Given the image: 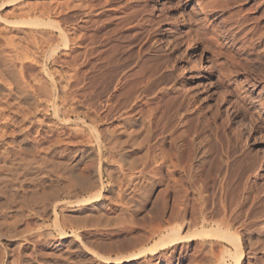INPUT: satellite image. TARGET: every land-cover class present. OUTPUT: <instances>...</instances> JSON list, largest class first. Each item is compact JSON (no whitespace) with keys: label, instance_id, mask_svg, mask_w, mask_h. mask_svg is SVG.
<instances>
[{"label":"rangeland","instance_id":"1","mask_svg":"<svg viewBox=\"0 0 264 264\" xmlns=\"http://www.w3.org/2000/svg\"><path fill=\"white\" fill-rule=\"evenodd\" d=\"M257 1L262 0L241 2L234 6V10L224 8L225 0H17L6 8H0V18L3 19H0L2 50L0 70H6L7 75H4V79L15 84L22 80L20 73H25L23 75L27 82L33 86H37L39 82L47 91L43 90V93L45 92L43 94L41 90L40 109L35 106L34 101L29 105L22 104L33 124H21L22 114H19V102L15 100L12 104L15 106L7 115L5 114V120L11 119L12 121H9L12 123L16 121L15 123L20 125L10 128L0 126V136L2 134L0 148L3 140L7 143L6 147L0 149V153L4 152L5 148L10 152L7 159L0 157V217L5 211L8 221L17 219L19 222L13 229L11 228L9 237L0 240V244L7 247L9 252L7 258H4L5 264L10 261L13 263V260H18L14 264H105L104 256L116 257L139 253L155 245L159 237L167 234L166 229L172 227L167 220L174 202L176 203L175 199L177 203L181 202V207L178 204V208L182 209V203L188 199L187 202L193 204L198 192L205 191L203 188L207 187L205 194L212 200L209 203L212 204L209 210L215 209L214 211L218 212L217 222L229 221L228 223L241 237L242 264H264V47L260 46L258 40L260 33L264 32V16L256 4ZM241 11L242 16L251 17L248 28L250 30L253 28L254 34L257 32V35L245 37V33H250L246 29L233 40L228 36L227 30L235 29L236 26H231V18L234 13L241 15ZM21 12L23 14L29 12L32 16L30 18L34 17V12L37 14L41 12L42 15L44 13V18H51L55 24L61 23L60 15L63 14L64 17L68 15L70 19L65 21V27L70 32L71 39L75 41L71 47L75 50H66L57 29L50 26L40 29L18 26L19 28H12L11 33L12 25L5 22L7 19L15 21ZM235 18L239 17L235 16L234 20L232 18V22L236 20ZM32 31H37L34 36ZM38 32L40 34H37ZM6 34L11 38L15 37L17 41L15 40L12 45L8 43L10 46L6 45L8 41ZM242 35L245 40H242ZM52 47L60 48L56 50V55L50 56L52 57L50 59L49 52L51 49L55 50ZM94 47L99 49L96 48L94 54L98 65L93 71L94 73L99 71L98 76L95 74L96 78L101 76V70H104L102 66L110 59L116 58L127 64L122 74H127L130 83L126 85L124 92L132 91L134 86L136 87L135 96L143 99V104L147 105L143 107V115L146 113L144 118L147 119L149 113L150 119L155 122H153L155 128L157 126L159 128L156 130L153 128L152 135L147 137L144 143H141L144 137L141 136L137 140L141 144L136 143L138 146L126 147V143L123 145L126 147L125 151L118 147L116 150L119 151H113L110 147L115 145L110 146L108 143L112 141L113 134L109 132L117 131L123 123L114 119L104 121L103 124H99V131L104 139L108 138L106 144L112 152L108 151L107 147L103 148V156L99 148L91 144L90 133L91 116L94 111L89 97L92 91L90 88L93 71L92 65H88V62L92 60L90 56ZM27 52L33 55L32 57H37L41 64L38 62V66L36 64L33 69L34 65L31 67L26 65L33 63L26 60V66L23 68L21 63L24 62L20 63L17 57L24 56ZM58 58L60 62L56 63ZM80 68L83 80L80 77L79 84L76 83L74 87L72 82L75 79L70 80L71 85L66 88L68 91L72 86L74 89L71 88L70 92L82 89L74 95L77 104L71 108V104L67 105L65 99L71 96L66 97L64 95L66 91H62L68 80L62 76L71 78ZM46 70L54 75L58 83L56 90H52V80L47 77ZM19 77L21 80L18 81ZM117 83V81L113 83L106 97L99 98L98 111L105 108L109 97L115 92ZM1 93L6 95L4 90ZM136 112H132L131 117L135 119L143 117L135 116ZM3 119L4 117L0 118V125L2 121L5 122ZM42 121L44 125H41ZM139 129L141 125L134 128L138 132L141 131ZM188 135L191 136L188 141L198 138L197 143L202 142L200 153L203 155L200 154V157L204 156L203 161L207 164L204 162L205 166L202 168V160L191 161L190 164H183L187 171L182 169L180 174L179 167L183 168L182 159L184 163L186 160L188 162V159L182 158V152L189 145H186ZM121 139L122 142L128 140L127 136H122ZM149 143H157L151 153L152 156L157 154L154 155L156 159L158 156L165 158L161 160L162 162L158 158V162L162 164H157L162 167L156 166L157 161L153 160L152 156L149 160L151 153L146 151ZM68 147L70 149L66 150ZM33 148H36L37 153ZM135 149L136 153L133 155L131 151ZM32 150L34 152H31ZM147 152L149 155H146ZM120 154L125 156L122 162L119 161ZM173 162L176 163V167L173 166ZM90 164L93 165L86 168ZM158 167L166 168L160 170ZM84 168L90 172L86 170L87 174L81 175ZM201 170L203 172L199 173ZM183 172H190L193 177L190 178L188 176L190 174ZM182 176L184 178H180ZM83 181L87 184L82 183ZM70 182L73 184L70 186L73 188L69 189L72 194L67 197V194L63 195V192L67 191L61 189L69 187ZM204 182H208L209 186ZM190 183H194L193 186ZM80 188L81 191L78 190ZM172 189H175L172 191L175 194L171 192ZM57 190L62 193L60 208L57 211L58 221L55 218L57 213L53 212L51 206L46 213L39 212L41 209H38L40 207L37 205L31 206L35 208V212L30 211L31 208L27 206L20 210L19 207L25 197L29 196L27 201L25 199L28 202L33 197L35 200L36 194L40 196L44 192L57 193ZM99 191L101 202L95 199L86 203L87 206L78 204L79 201L91 198ZM8 192L27 194L24 198L22 196V199L19 194L16 196L14 193L13 197ZM118 193L125 195L124 202L131 197H137L135 200L138 202H141L142 198L146 200L142 205L143 209L133 216L136 223L134 228L137 230L135 232L121 234L122 228L127 227L126 221L130 220V216L123 217L125 214L122 215L121 208L125 206ZM184 197L186 200L183 201ZM4 202L12 205L7 206ZM37 212L41 213L40 216L34 215ZM123 218H127L126 221ZM1 222L3 220L0 218ZM58 224L71 236H61ZM197 248L199 249L195 245L192 247L194 256L191 264H202ZM207 249L211 250L209 252L211 258L209 255L205 256L210 260L215 261L221 255L219 246L212 249L206 247V252ZM188 252V249L181 245L176 250L164 251L155 257L144 254L131 264H190ZM0 253L2 256V250Z\"/></svg>","mask_w":264,"mask_h":264},{"label":"bare ground","instance_id":"2","mask_svg":"<svg viewBox=\"0 0 264 264\" xmlns=\"http://www.w3.org/2000/svg\"><path fill=\"white\" fill-rule=\"evenodd\" d=\"M15 1L17 2V0H0V8L2 9V7H4V8H6L7 7V5H10L12 2H14L15 3ZM226 1V6L224 7L225 9H230V10H234L235 9V7L234 6H236L237 4H239V3H241V2H246L247 0H225ZM250 1H252V0H250ZM110 3V2H109ZM215 3V2H214ZM212 4V3H211ZM222 4V3H221ZM256 4L258 5V7H259V9L262 11V16H264V0H262V1H257L256 2ZM95 5V4H94ZM73 6V5H72ZM101 6V5H100ZM9 7V6H8ZM90 7V6H89ZM103 7V6H102ZM91 8V7H90ZM212 9V8H211ZM241 9V8H240ZM1 11V10H0ZM16 11H18V10H16ZM252 11V10H251ZM71 12H74V11H71ZM240 12V11H239ZM31 13V12H30ZM33 13V12H32ZM48 13V15H49V12H47ZM46 13V14H47ZM237 13H238V11H237ZM236 13V14H237ZM243 11H241V15L240 14H238V15H236L235 13V15L233 16L232 15V18H233V20H234V17L235 16H238L239 18L238 19H236L234 22H232L233 20H232V18H231V22L230 23H232V27H234V26H236L235 27V29H231V30H227V31H229V33H228V36L229 37H232L233 38V40H235L236 38H238L237 36L239 35L240 36V34H242V33H244L245 32V30L246 29H248V32H250V33H248V34H246L245 33V37H247L248 38V36L249 35H252V37H253V35L255 36V35H257V32H256V34H254V29L253 28H251V30L248 28V23H250V21L252 20H250V18L251 17H249V16H242L243 14ZM34 14V15H33ZM32 15L34 16L33 18H30V17H32L31 16V14H29V12L27 13H25V14H23L22 12H21V14L19 13V15H18V17H16V20L15 21H10V19H7L6 21L7 22H5L6 24L8 23L10 26L12 25V27L10 28V32L12 33L13 32V29L12 28H17L18 26H24V27H34V28H41V27H46V26H50L51 28H55V30L57 29V31H58V33H59V37H60V39H61V42H62V45H63V47L66 49V50H69V51H74L71 47H72V44L75 42L74 40H72L71 39V35H70V32L68 31V29L65 27V21H67V19H70V17L67 15V16H63V14L62 15H60V17L62 18L61 19V23H57V24H55L52 20H51V18H47V19H45L44 17L45 16H43V15H45L44 13H43V15H42V13L41 12H38V14H37V12L35 13H33ZM40 14V15H39ZM14 16V15H13ZM53 16V15H52ZM56 16V15H55ZM126 18V17H125ZM229 18V17H228ZM1 19V18H0ZM65 19V20H64ZM89 19L91 20L92 19V17H89ZM1 20H3V19H1ZM64 20V21H63ZM90 20H87V21H90ZM93 20V19H92ZM233 23H234V25H233ZM87 24H89V22H87ZM9 27V26H8ZM252 27V26H251ZM19 28V27H18ZM22 28V27H21ZM256 28V27H255ZM264 28V27H263ZM22 29H24V28H22ZM26 29V28H25ZM7 30V29H6ZM35 30V29H34ZM42 30V29H41ZM81 30V29H80ZM250 30V31H249ZM261 31L263 30V29H260ZM260 30H257V31H260ZM17 31V30H16ZM21 31V30H20ZM19 31V32H20ZM38 31V30H37ZM37 31H32L31 33H32V35L34 36V34L37 32ZM40 31V30H39ZM226 31V30H225ZM256 31V30H255ZM9 32V31H8ZM7 32V33H8ZM23 32H24V30H23ZM26 32V31H25ZM43 32V31H42ZM258 33H260V32H258ZM28 34V33H27ZM37 34H40V32H38ZM43 34H45V33H43ZM48 34V33H47ZM110 34V33H109ZM9 35H10V33H9ZM9 35H5V36H8L7 37V39L6 40H8L7 41V44L6 45H12V44H14V42H15V37H10ZM29 35V34H28ZM31 35V34H30ZM136 35V34H135ZM4 36V35H3ZM2 35H1V37H3ZM111 36V35H110ZM252 37H251V39H252ZM58 38V37H57ZM242 38H243V35H242ZM241 38V39H242ZM37 39V38H36ZM35 39V40H36ZM54 39V38H53ZM240 39V40H241ZM0 40H1V38H0ZM2 40H3V38H2ZM55 40V39H54ZM78 40V39H77ZM232 40V41H233ZM242 40H245L244 38L242 39ZM248 40V39H247ZM258 40H259V44H260V46L263 48L264 47V32H261L260 33V35H259V37H258ZM17 41V40H16ZM20 41V40H19ZM18 41V42H19ZM24 41V40H23ZM50 41V40H49ZM48 41V42H49ZM250 41V40H249ZM6 42V41H5ZM140 42V41H139ZM247 43H250V42H248V41H246ZM9 43V44H8ZM246 43V44H247ZM20 44V43H19ZM37 44V43H36ZM77 44H79L78 42H77ZM9 45V46H10ZM38 45V44H37ZM48 45V44H47ZM250 45V44H249ZM14 46V45H13ZM16 47V46H15ZM131 47V46H130ZM17 48V47H16ZM52 48H54V47H52ZM60 47H58V49H59ZM97 48V47H96ZM95 47H94V49H92V51H91V56H90V58L92 59V60H89V62H88V65H92L91 66V68H92V71L93 70H95L96 68H97V65L98 64H96V62L97 61H95L96 60V58H95V56H94V54H95V49H96ZM40 49V48H39ZM38 49V50H39ZM55 50H53L52 51V49H51V51L49 52V56L48 57H50L51 55H56L57 54V51L56 50H58L57 48H54ZM98 49V48H97ZM117 49V48H116ZM121 49V48H120ZM252 49V48H251ZM19 50V49H18ZM99 50V49H98ZM0 51H2L1 50V48H0ZM4 51H5V49H4ZM3 51V52H4ZM13 51V50H12ZM11 50H10V52H12ZM25 51H27V50H25ZM43 51V50H42ZM106 51V50H105ZM17 51H15V53H16ZM122 52H124V51H122ZM12 53H14V51L12 52ZM26 53V52H25ZM121 53V52H120ZM11 54V53H10ZM34 54V53H33ZM45 54V53H44ZM124 54V53H123ZM121 55V54H120ZM12 56V55H11ZM17 56V55H16ZM33 55H31V54H29L28 52H27V54H25L24 56H18L17 57V59H19L20 60V63L21 62H24L23 64L21 63V66L24 68V66H33V69H34V67L36 66V64H37V66H38V62H39V60L37 61V57L35 58V57H32ZM35 56V55H34ZM97 56V55H96ZM122 56V55H121ZM46 57V56H45ZM54 57V56H53ZM52 57H50V59H51ZM55 58V57H54ZM78 58V57H77ZM7 59V58H6ZM5 59V60H6ZM48 59V58H47ZM4 60V61H5ZM31 61V62H28V63H33V64H31V65H28L26 62L27 61ZM56 60V59H55ZM82 60V59H81ZM6 61H8V59L6 60ZM26 61V62H25ZM48 61V60H47ZM76 61V60H75ZM78 61V60H77ZM9 62V61H8ZM53 62H54V60H53ZM56 63H59L60 62V58H58V60H56L55 61ZM55 62H54V64H55ZM25 63H26V65H25ZM64 63V62H63ZM155 63V62H154ZM5 64V63H4ZM39 64H41L40 62H39ZM105 64H106V62H105ZM6 65V64H5ZM127 65V64H126ZM126 65L122 62L121 63V61L119 60V59H116V58H113V59H110L109 61H108V63L106 64V65H104V66H102L103 68H104V70L102 71L101 70V76L99 77V78H96L97 76H98V74H97V72H99V71H97L96 73H94V71H93V73L91 74L92 75V77H91V88H90V90H92L91 91V93H90V100H91V108L93 109L94 108V111H93V117L91 116V131H90V133H91V144L93 145V144H95V146H97L98 148H99V151L102 153L101 155L103 156V152H102V149L103 148H106L107 147V141H108V138L106 139H104V137H102V134L100 133L101 131H99V124H103V122L104 121H108V120H115V121H118V122H121V123H123L122 124V126L120 127V129H117V131H115V132H113V131H111V132H113V133H111V132H109L110 134H113V137H112V141L111 142H108L109 144H110V146H112V145H115V147H110L113 151H115L116 150V147H118V148H121L122 150H124L125 151V148L127 147V145H130V146H132V147H135V146H138L137 144L139 143V144H141V143H144V140L147 138V137H149L150 135H152V131H154L153 130V128H155V126H154V121H153V119H150L151 118V115L149 116V113H147V119L146 118H144L146 115V113L143 115V113H144V106H146L147 107V105H144L143 104V99L142 100H140L139 99V97H136L135 95H136V93H135V86H134V89H132V91H126V92H124V90L126 89L125 87H127L128 85L127 84H129L130 82L128 81L129 80V78H128V76H127V74L125 73V74H122V73H124V71H125V68H126ZM40 66H42V65H40ZM168 66V65H167ZM43 67H46V66H44L43 65ZM68 67V66H67ZM102 67H100V68H102ZM129 67V66H128ZM4 68H6V67H4ZM102 68V69H103ZM146 68H149V67H146ZM145 68V69H146ZM44 69V68H43ZM47 69V68H46ZM155 69V68H154ZM18 70V69H17ZM152 69H150V71H151ZM167 70V69H166ZM21 71V70H20ZM49 71V70H48ZM77 71H79V72H76V75L74 74V76L73 77H71L70 78V76H69V78H66L65 76H62V77H64L63 79H67L68 80V82L67 81H65V82H67V83H65L66 85L64 86V87H62V91H66L65 93H64V95L67 97V95H70L71 96V98H69V99H71L70 101H69V99L68 98H65L66 99V101L68 102V104L67 105H69V104H71L70 105V107L72 106V105H75V104H77L75 101V99H76V97L74 96L76 93H78V91H82V89H80V90H78V91H72V92H70L69 90L72 88V86L70 87V89H68V91L66 90V88H67V86H68V88H69V85H71L70 83V80H73V79H75L74 80V82H72V84H73V87H74V85L77 83V85L79 84V81H80V77H81V79L83 80V78H82V76H83V74H81V68L79 69V70H77ZM156 71V70H155ZM157 71H158V69H157ZM50 72V71H49ZM49 72H47V70H46V72L45 73H47L46 75H47V77H49L51 80H52V84H51V86H52V90H56V88H57V84L58 83H56V80H55V77H54V75L53 74H51V72L49 73ZM11 73H13V72H11ZM16 73V72H15ZM55 73V72H54ZM58 73V72H57ZM147 74H148V72H146ZM23 74H25V73H20V76H21V79H20V77H19V79H18V81L19 80H21L20 82H17V83H15V84H11V83H8L5 79H4V75H7L6 74V70L5 69H1L0 70V118L2 119L3 117H4V119L3 120H5V116L7 115V112H9V111H11V110H13V108H14V106L12 105L13 104V101H15L16 100V102H17V100H18V104H19V106H18V108H19V114L21 115L22 114V120H21V124L22 125H26V123L28 124V123H30V124H33L32 122H31V119H29L28 117H27V115H26V113H25V109H23L24 108V106L22 105V104H24V105H26V104H28L29 105V103H31L32 101H34L35 102V106H37L38 107V109H40L39 108V106H41L40 104H42V103H40L41 102V97H42V93H43V90H45L46 91V89H44V88H46L45 86H43V85H41L39 82H38V87L37 86H33V85H31L29 82H27L26 81V78L24 77V75ZM80 74H81V76H80ZM95 74L97 75V76H95ZM60 75V74H59ZM156 75V74H155ZM26 76V75H25ZM85 76V75H84ZM130 76V75H129ZM132 76V75H131ZM130 76V77H131ZM146 76V75H145ZM16 77V76H15ZM61 77V76H60ZM61 77V78H62ZM11 79V78H10ZM36 79V78H35ZM98 79H100V80H98ZM62 80V79H61ZM81 80V81H82ZM131 80V79H130ZM50 81V80H49ZM115 81H117L118 83H117V85H116V88H115V92H113V94L109 97V99H108V101H107V105L105 106V108L104 109H102V111L100 112V111H98L99 109H98V107H97V102H98V100H99V98L101 99L102 97H106L107 96V94L109 93V91H110V88H111V86L113 85V83L115 82ZM152 81V80H151ZM64 83V82H63ZM141 83V82H140ZM42 84H43V82H42ZM44 84H45V82H44ZM61 84V83H60ZM127 85V86H126ZM46 86H47V84H46ZM60 86H62V84L60 85ZM99 86V87H98ZM43 89H42V88ZM76 87V86H75ZM84 87V86H83ZM87 87V86H86ZM133 88V87H132ZM74 88H72V90H73ZM148 89V88H147ZM2 90H4L5 91V94L6 95H3L1 92H2ZM41 90H42V93H41ZM47 92V91H46ZM145 92V91H144ZM45 93V92H44ZM43 93V94H44ZM142 94V93H141ZM145 94V93H144ZM46 95H49V94H46ZM77 96V95H76ZM46 97V96H45ZM60 97V96H59ZM47 98V100H48V97H46ZM61 98V97H60ZM145 99V98H144ZM44 101V100H43ZM62 101V100H61ZM65 101V102H66ZM12 102V103H11ZM64 102V101H63ZM114 102L116 103L115 105H114ZM33 104V103H32ZM146 104V103H145ZM149 104V103H148ZM17 105V104H16ZM65 105H66V103H65ZM66 105V106H67ZM21 106H23V107H21ZM149 106V105H148ZM69 107V106H68ZM36 108V107H35ZM72 108V107H71ZM65 109V108H64ZM67 109V108H66ZM65 109V110H66ZM75 109H76V107L75 108H73V110H72V113L75 111ZM149 109V108H148ZM154 109V108H153ZM37 110V109H36ZM58 110V109H57ZM91 110V109H90ZM138 110V111H137ZM150 110V109H149ZM17 111V110H16ZM38 111V110H37ZM36 111V112H37ZM68 111V110H67ZM137 111V112H136ZM146 111V110H145ZM154 111V110H153ZM153 111H151L152 113H153ZM39 112V111H38ZM57 112V111H56ZM59 112V111H58ZM121 112H123L121 115H119ZM132 112H136L135 114V116H138V115H143V117L142 118H144V120L142 119V118H137V119H135V117H131V113ZM150 112V111H149ZM188 112V111H187ZM70 113V112H69ZM71 113V114H72ZM177 113V112H176ZM6 114V115H5ZM58 114V113H57ZM74 114H76V113H74ZM151 114V113H150ZM66 115H68V114H66ZM86 115V114H85ZM181 115V114H180ZM64 116H65V114H64ZM117 116V118H115ZM179 116V115H178ZM67 117V116H66ZM155 117V116H154ZM90 118V117H89ZM146 119V120H145ZM156 119V118H155ZM9 120H11V119H9ZM9 120H5V122L3 123V121H2V124L0 125V126H2L3 128H10V127H15L16 125L18 126V125H20V123H15L16 121H14L13 123L11 122V121H9ZM65 121V120H64ZM20 122V121H19ZM114 122V121H113ZM154 122V123H153ZM40 123V122H39ZM44 122L42 121L41 122V125H44L43 124ZM86 123V122H85ZM185 123V122H184ZM138 125H141V129H139V130H141V131H136V130H134V128L136 127V126H138ZM22 127V126H21ZM43 127V126H42ZM50 128H51V126H50ZM111 128V127H110ZM157 128H158V126H157ZM157 128H155V130L157 129ZM161 128V127H160ZM159 129V128H158ZM114 130V129H113ZM157 132V131H156ZM198 132V131H197ZM201 132V131H200ZM52 133V132H51ZM89 133V132H88ZM155 133V132H154ZM186 133H188V132H186ZM77 134V133H76ZM197 134V133H196ZM108 135V134H107ZM156 135V134H155ZM195 135V134H194ZM1 136H2V134H1ZM0 136V137H1ZM104 136V135H103ZM122 136H127V142L125 141V142H122L123 140L121 139L122 138ZM141 136H144V137H142L143 138V142L141 141V143L140 142H138L137 140H139L140 138H141ZM159 136V135H158ZM3 137H5V135L3 136ZM3 137H2V139H3ZM188 137V139L186 140V141H188L189 140V137H191V136H187ZM197 137H199V136H197ZM153 137H151V139H152ZM122 141H121V140ZM171 139V138H170ZM200 139V138H199ZM25 140H27V138H25ZM110 141V140H109ZM200 141V140H199ZM138 142V143H137ZM190 142V143H189ZM198 142V138H194V139H192L191 141H188L187 143H186V145H188V147H186L185 149H184V152H182L183 153V156H182V158H184L185 160L186 159H188V162H187V160L185 161V163L183 162V159H182V166H183V164H190L191 163V161H200L201 162V160L203 161V158H204V156H203V158L202 157H200V154L201 155H203L202 153H200L201 152V148H200V145H201V143H197ZM127 143V144H126ZM137 143V144H136ZM124 144H126L124 147H123V145ZM157 144V143H156ZM156 144H148L147 145V150L146 151H148L149 153H151L152 151H154V147L156 146ZM6 145H7V143H6V141L5 140H3L2 141V145H1V148H3V147H6ZM185 145V146H186ZM67 147V146H66ZM73 147V146H72ZM142 146H140L139 148H141ZM212 147V146H211ZM0 148V149H1ZM108 148V147H107ZM110 148H108V151H110ZM117 148V149H118ZM128 148H129V146H128ZM138 148V149H139ZM181 148V147H180ZM32 149V148H31ZM51 149V148H50ZM53 150L55 149L54 147L52 148ZM70 149V147H68V148H66V150H69ZM97 149V148H96ZM120 149V150H121ZM131 149V148H130ZM133 149V148H132ZM142 149V148H141ZM143 149H144V147H143ZM145 149H146V147H145ZM27 150V149H26ZM33 150L35 151V153H37V150H36V148H33ZM31 151V152H34V151ZM112 150L110 151V152H112ZM127 150H129V149H127ZM180 150V149H179ZM179 150H178V152H179ZM116 151H119V150H116ZM130 151V150H129ZM138 151H140V149L138 150ZM163 151V150H162ZM121 152H123V151H121ZM148 152L146 153V155L148 154ZM10 152H9V149L8 148H5L4 149V152H1L0 153V157L1 158H6L7 159V154H9ZM52 153H53V151H52ZM118 153V152H117ZM131 153L134 155L135 153H136V149L135 150H132L131 151ZM137 153H139V152H137ZM154 153V152H153ZM181 153V154H182ZM98 154V153H97ZM124 155H125V153H123ZM123 154H120V156H121V158H120V160L119 161H124L125 159V156L123 155ZM156 154V153H155ZM155 154H153V156H152V153L150 154V156H149V160H151V156H152V159L153 160H156L155 162V164H162L161 162V160H164L165 158L162 156L161 158L158 156V158L160 159V163L158 162V158L156 159L155 158ZM111 155H112V153H111ZM145 155V156H146ZM149 155V154H148ZM157 155V154H156ZM118 156H119V153H118ZM106 158H107V156H105ZM109 157V156H108ZM99 158V157H98ZM116 158H117V156H116ZM130 158V157H129ZM146 158H148V157H145V159ZM164 158V159H163ZM180 158H181V156H180ZM207 158V157H206ZM9 159V158H8ZM104 159V158H103ZM103 159H101V160H103ZM109 159H110V157H109ZM145 159H143V160H145ZM167 159V158H166ZM205 159V158H204ZM149 160L147 161V163L149 162ZM181 160V159H180ZM179 160V162H180V164H181V161ZM109 161H111V159L109 160ZM178 161V160H177ZM152 162V161H151ZM150 162V163H151ZM166 162V161H165ZM205 161H203L202 163H203V165H202V168H203V166H205V163L207 164V162H205ZM118 163V162H117ZM174 163V162H173ZM172 163V164H173ZM125 164V163H124ZM146 164V163H145ZM156 165V166H159V165ZM166 164H167V166H168V163L166 162ZM165 164V165H166ZM176 163H174L173 164V166L174 167H176V165H175ZM93 164H90L89 166L87 165V167L86 168H89L90 166H92ZM149 165V164H148ZM164 165V164H163ZM181 166V165H180ZM181 166V167H182ZM186 166V165H185ZM192 166V165H191ZM159 167H162V165L161 166H159ZM158 167V168H159ZM179 167V166H178ZM189 167V166H188ZM86 168H84L83 170H81V175H82V173L84 174V173H86ZM92 168V167H91ZM155 168H157V167H155ZM166 168V167H165ZM165 168H162L163 170L165 169ZM201 168V167H200ZM205 168V167H204ZM70 169V168H69ZM121 169V168H120ZM160 169V168H159ZM158 169V170H159ZM162 169H160V170H162ZM168 169V168H167ZM177 169V168H176ZM182 169L184 170L185 168H184V166H183V168H180L179 167V171L181 170L182 171ZM191 168H189V170H190ZM122 170V169H121ZM157 170V169H156ZM157 170V171H158ZM173 170H175V169H173ZM186 171H187V168L185 169ZM188 170V171H189ZM208 170V169H207ZM87 171H89V170H87ZM180 171V174H182V172ZM191 171V170H190ZM90 172V171H89ZM100 172V171H99ZM193 172V171H192ZM203 171L201 170V172H199V173H202ZM35 173V172H34ZM101 173V172H100ZM141 173V172H140ZM175 173H177L176 171H175ZM183 173H187V172H183ZM194 173V172H193ZM198 173V172H197ZM87 174V173H86ZM102 174V173H101ZM144 174V173H143ZM142 174V175H143ZM187 174H190V175H188V176H190V178H192L193 176H191V174L192 173H190V172H188ZM187 174H185L186 175V178H187ZM210 174V173H209ZM208 174V175H209ZM33 175V174H32ZM85 175V174H84ZM99 175V174H98ZM177 175V174H176ZM179 175V174H178ZM202 175V174H201ZM26 176V175H25ZM101 176V175H100ZM144 176V175H143ZM196 176H198L197 174H196ZM207 176V175H206ZM230 176V175H229ZM84 178L86 177L87 178V176H83ZM217 177V176H216ZM81 178H82V176H81ZM94 178V177H93ZM180 178H184L183 176L182 177H180ZM230 178V177H229ZM5 179V178H4ZM3 179V180H4ZM194 179V178H193ZM209 179V178H208ZM207 179V180H208ZM233 179V178H232ZM2 180V181H3ZM6 180V179H5ZM5 180H4V182H5ZM27 180V179H26ZM33 180V179H32ZM185 180V179H184ZM187 180V179H186ZM70 181V180H69ZM82 181V180H81ZM85 181V180H84ZM82 182V183H86L87 184V182ZM93 181V180H92ZM7 182V181H6ZM9 182V181H8ZM34 182V181H33ZM182 182V181H181ZM192 182V181H191ZM194 182V181H193ZM195 182H196V180H195ZM194 182V183H195ZM3 183V182H2ZM31 183V182H30ZM45 183V182H44ZM71 183V182H70ZM89 183V182H88ZM180 183V182H179ZM187 183V182H186ZM189 183V182H188ZM194 183H190L191 185L192 184H194ZM204 183H206V182H204ZM208 183V182H207ZM206 183V184H207ZM224 183V182H223ZM35 184V183H34ZM42 184V183H41ZM151 184V183H150ZM163 184V183H162ZM6 185H7V183H6ZM36 185V184H35ZM71 185H73L72 183L69 185V187H67V188H64V189H61L62 191L64 190H66L67 191V193L65 192H63V195L64 194H67V197H69L68 195H71L72 193L70 192V190L73 188V186L72 187H70ZM90 185V184H89ZM147 185V184H146ZM152 185H153V182H152ZM177 185V184H176ZM183 185V184H182ZM181 185V186H182ZM187 185V184H186ZM208 185V184H207ZM224 185V184H223ZM12 186V185H11ZM67 186V185H66ZM75 186V185H74ZM93 186V185H92ZM148 186H150V185H148ZM193 186V185H192ZM205 186V185H204ZM209 186V185H208ZM7 187H9L10 188V186H7ZM20 187H22V186H20ZM80 187V186H79ZM144 187V186H143ZM175 187H177V186H175ZM179 187V186H178ZM183 187V186H182ZM190 187V186H189ZM6 188V187H5ZM14 188V187H13ZM17 188H19V187H17ZM76 188V187H75ZM148 188V187H147ZM171 188H173L172 186H171ZM187 188V187H186ZM208 188V187H207ZM207 188H203L205 191H203V192H198V194H197V197L196 198H194V202H193V204L191 203V202H187V201H189L187 198H188V196H186V199H185V197H184V199H183V201L184 200H186V202H184V203H182L183 205V208L182 209H180V208H178L179 206L181 207V205H180V203L181 202H179V199H178V202L179 203H177V200L175 199L174 201H176V203L174 202V204H173V207H172V211H171V214L169 215L170 217L168 218V220H167V223L168 224H172V227H166L167 229H166V231H167V234H163V232L161 233V234H163V236H162V238L161 237H159L160 239H159V241H157L156 243H155V245H153L151 248H148V249H146V250H144V251H140L139 253H131V254H129V255H126V256H116V257H105L104 256V261H105V264H131V263H133V262H136V261H138L144 254H149V255H151V256H157V255H159V254H161L162 252H164V251H169V250H172V249H177V248H179L181 245H183V247H185V248H187L188 249V254H189V260H190V264L192 263V260H193V256H194V253L192 254V247L195 245V246H197V247H199V249H201V250H199L198 248V254L200 255V258H201V262L200 263H202V264H242V257H243V250H242V241H241V237L239 236V233H238V231L237 230H235L234 229V227L230 224V223H228V222H224V221H222V222H217V216H218V212H215L214 210L215 209H213V211H210L209 210V208L212 206V204H210L209 205V203H210V197L209 196H207L205 193H206V189ZM15 189V188H14ZM70 189V190H69ZM142 189V188H141ZM140 189V190H141ZM146 189V188H145ZM154 189V188H153ZM178 189V188H177ZM223 189V188H222ZM17 190H20V189H17ZM22 190V189H21ZM69 190V191H68ZM78 190H80L81 191V188L80 189H78ZM175 190V189H174ZM173 189L171 190V192L172 191H174ZM208 190V189H207ZM5 191V190H4ZM13 191V190H12ZM23 191V190H22ZM44 191V190H43ZM58 192L56 193H50L49 194V192H44L43 194H41L40 196H39V194H36V196L38 197H36L35 196V194L33 195V196H35L36 197V199L34 200V197L33 198H31V200L29 201L28 200V202H26L27 201V198L29 197V196H27V197H25V195L27 194H25L24 192H20L21 193V195L19 194V192H14L13 194L14 195H16V194H19V196H21V198H22V196H23V198H24V201H23V203L20 205V210L21 209H23V207L25 206H27V208H31V206H33V205H37V207H40V208H38V209H41L39 212H47L46 210L48 209V207H52L51 209L53 210V212L54 213H57V211L59 210V203L61 202V200H62V193H60L59 191L60 190H57ZM73 191V190H72ZM75 191H77V188H76V190ZM75 191H73V193L75 192ZM95 191V190H94ZM181 191V190H180ZM180 191H179V193H180ZM201 191V190H200ZM225 191V190H224ZM11 192V191H10ZM9 193V192H8ZM41 193V192H40ZM96 193V192H95ZM173 194H175V192H172ZM176 193L178 194V192L176 191ZM13 194H10L9 193V195H12L13 196ZM120 196H118L121 200H122V202L124 203V206L125 207H122L121 208V212H123L122 213V215L123 214H125V215H123V217L125 216H127V215H129L130 217V220L129 219H127L128 221H126V219L125 218H123L124 219V221H126V222H128V225H126L127 227H125V228H122V232H121V234H128V233H131V232H135V231H137L136 230V228H134V227H136L135 225H136V223H135V220H134V218H133V216H135V214L136 213H139L140 212V210L141 209H143L142 208V205L145 203V199L144 198H142V201L141 202H138V200L136 201L135 200V198H137V197H133L134 198V200H133V198L131 197V199L130 200H127V202H128V204L126 205V203L127 202H124L123 200H125L124 199V197H125V195L123 196V193L122 194H120V193H118ZM181 194V193H180ZM134 195H136V194H134ZM139 195V194H138ZM183 195V194H182ZM186 195H187V192H186ZM12 196H10V198L12 197ZM16 196H18V195H16ZM64 196H66V195H64ZM183 196H185V194L183 195ZM182 196V197H183ZM14 197V196H13ZM12 197V198H13ZM18 198V197H17ZM20 198V197H19ZM20 198V199H21ZM22 198V199H23ZM180 198V200L182 199L181 197H179ZM232 198V197H231ZM25 199H26V201H25ZM30 199V198H29ZM32 199H33V202L31 203V201H32ZM97 200V202H101V192L99 191V193H96L93 197H91V198H88V199H83V200H81V201H79L78 202V204H80V203H82V204H85L86 205V203H88V202H90L91 200ZM120 199H117V201L118 200H120ZM127 199V198H126ZM139 199V198H138ZM246 199V198H245ZM248 199V198H247ZM7 200V199H6ZM5 200V201H6ZM191 200V199H190ZM233 200V199H232ZM9 201V200H8ZM235 201V200H234ZM7 202V201H6ZM211 202H212V200H211ZM5 203V202H4ZM26 203H28L27 205H26ZM63 203V202H62ZM121 203V202H120ZM191 203V204H190ZM6 204V203H5ZM4 204V206H6L7 204H11L12 205V203H7L6 205ZM42 204V205H41ZM90 204V203H89ZM97 204V203H96ZM130 204V205H129ZM175 204H177V205H175ZM178 204H179V206H178ZM214 204V203H213ZM223 204V203H222ZM15 205V204H14ZM175 205V206H174ZM193 205V206H192ZM220 205V204H219ZM225 205V204H224ZM3 206V207H4ZM8 206V205H7ZM6 206V207H7ZM87 206V205H86ZM121 206V205H120ZM194 206H196V207H194ZM210 206V207H209ZM216 206H217V204H216ZM2 207V208H3ZM34 207V206H33ZM215 207V206H214ZM5 208V207H4ZM26 208V209H27ZM29 208V209H30ZM166 208V207H165ZM213 208V207H212ZM7 209V208H6ZM25 209V208H24ZM29 209H27V210H29ZM34 209L35 208H31L30 209V211H34ZM65 210V209H64ZM210 211V212H209ZM35 212V211H34ZM39 212H37L36 214H34V215H36V216H40V214L41 213H39ZM243 212V211H242ZM2 215H1V219L3 220V222H1L0 223V240H4V239H6L7 237H9L8 235H10L11 234V228L13 229V227H15L16 225H17V223H19L18 222V220L16 221V220H14V221H12V222H10V221H8V218H7V213L5 212V211H3V213H1ZM19 214V213H18ZM33 215V214H32ZM44 215V214H43ZM49 215V214H48ZM60 216V215H59ZM162 216V215H161ZM46 217V216H45ZM55 218L57 219V221H58V213H57V216H55ZM12 219V218H11ZM56 219H55V222H57L56 221ZM224 219V218H223ZM114 220V219H113ZM228 220V219H227ZM115 221V220H114ZM121 221V220H120ZM123 220H122V222H124ZM72 222H73V220H72ZM78 222V221H77ZM170 222V223H169ZM58 223V222H57ZM109 222H107V224H108ZM125 223V222H124ZM162 223V222H161ZM71 224H73V223H71ZM160 225V224H159ZM78 226V225H77ZM85 226V225H84ZM161 227V226H160ZM159 227V228H160ZM57 228H59V230H60V234H61V236H64V237H69V236H71V234H69L68 232H66L63 228L61 229L60 228V224H58V226H57ZM121 229V228H120ZM119 229V230H120ZM155 229V228H154ZM161 229H162V227H161ZM117 231V230H116ZM76 232V231H75ZM159 232H161V231H159ZM154 233V232H153ZM73 234H75L74 232H73ZM160 234V233H159ZM158 234V235H159ZM14 236V235H13ZM78 236V235H77ZM153 236V235H152ZM48 237H49V235H48ZM25 239V238H24ZM39 240V239H38ZM0 243H1V241H0ZM77 244V243H76ZM4 245H1L0 244V251L2 250V256H1V253H0V264H5V260H4V258H7L6 257V255H9L8 253V250H7V247H3ZM214 246H219L220 248H221V251H220V253H221V255L217 258V257H214V258H217V259H215V261L213 260V259H209V257H210V255L211 254H209V252L211 251V250H208V252H206V250H205V248L207 247V248H210V249H212ZM106 249V248H105ZM104 249V250H105ZM202 249H204V250H202ZM108 251V250H107ZM212 251H214V250H212ZM196 252V253H197ZM206 252V253H205ZM212 253V252H211ZM218 254V253H217ZM62 255V254H61ZM198 255V256H199ZM208 256L209 255V257H207L206 258V256ZM30 256H32V255H30ZM102 258H103V256H102ZM211 258V257H210ZM213 260V262H211ZM16 261H18V260H13V263H11V261H10V263L11 264H14ZM198 261V260H197ZM7 262V261H6ZM208 262V263H207ZM211 262V263H210ZM9 262H8V264H10ZM7 264V263H6ZM18 264V263H17ZM196 264V263H195Z\"/></svg>","mask_w":264,"mask_h":264}]
</instances>
